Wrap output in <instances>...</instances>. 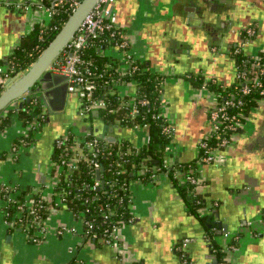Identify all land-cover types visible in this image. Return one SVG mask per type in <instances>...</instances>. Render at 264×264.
<instances>
[{
	"label": "crops",
	"instance_id": "0c3cea01",
	"mask_svg": "<svg viewBox=\"0 0 264 264\" xmlns=\"http://www.w3.org/2000/svg\"><path fill=\"white\" fill-rule=\"evenodd\" d=\"M4 1L0 0L2 61L40 25L43 17L40 11L16 10ZM180 1L115 0L113 4L132 53L146 61L150 71L166 76L165 113L173 128L170 149L176 179L160 174L152 182L139 178L131 181L134 220L120 227L115 246L85 238L82 224L68 210L50 214L47 234L33 241L22 228L6 223V201L0 193V264H214L217 257L210 242L214 240L222 246L234 233L242 237L239 249L228 253L231 264H264V102L250 111L246 128L230 146L217 152L213 163L201 164V143L210 133L208 112L213 100L209 92L186 76L212 78L231 87L236 79V65L227 51L239 41L235 31L258 23V34L247 44L246 53L264 47V0H227L217 11L203 7L185 10L193 5L189 0L185 4ZM210 32L221 47L217 53H210ZM111 55L119 57L118 53ZM134 90L133 86L122 88L124 95ZM68 99L73 105L66 108ZM79 109L77 96L67 93L65 108L54 112L56 117L48 114L41 132L32 144L21 147L17 157L11 153L12 145L18 139L20 144L28 129L14 115L11 124L0 127V182L51 191L56 180V139L69 129L83 134L96 121L101 124L94 127L107 128V132L108 126L115 124L117 139L127 141L131 147L139 148L148 142L149 132L144 127L108 124L95 116L88 120ZM47 111L50 112L46 108ZM85 120L91 123L81 122ZM192 163H197L199 170L197 192L205 195L208 207L217 203L211 213L201 210L210 214L213 234L209 231L211 225L206 226L190 210L188 200L193 196L189 191L184 195L178 186L185 183L186 174L180 165ZM246 221L256 223L251 228ZM218 222L224 225L222 229ZM61 228L67 230L60 234ZM185 239L190 240L184 249L188 263L174 249Z\"/></svg>",
	"mask_w": 264,
	"mask_h": 264
},
{
	"label": "built area",
	"instance_id": "2783aa9c",
	"mask_svg": "<svg viewBox=\"0 0 264 264\" xmlns=\"http://www.w3.org/2000/svg\"><path fill=\"white\" fill-rule=\"evenodd\" d=\"M45 3L43 0H5L8 7L16 10L30 11L35 9L42 13L40 21V36L44 40V34L48 28L59 31L61 26H50L54 14V5L57 3H68V10L70 14L80 5L82 0H48ZM115 0H98L91 11L86 15L81 25L77 29L73 38L70 40L64 52L52 63L49 70L54 73H59L66 76L68 84V93L75 94L80 102V115L91 119L94 116L99 119H104L101 114L102 110H108L110 114H117L120 110H126L120 117L116 118V123L124 125L127 121H134L139 114L140 108H147L148 111L153 109L151 117L153 119H162L164 126L163 133L170 137V141L165 148V158L163 160L164 169L157 171L152 170L148 176L147 182L156 181L160 174L169 175L168 168L173 165L171 161V133L172 124L165 113L166 101L164 99V86L166 76L159 71L163 76L158 81V89L160 91V101L157 103L147 96H142V92L137 89V79L134 74L141 68L138 62H141L131 51V44L125 36L121 27L117 22V13L114 10L113 4ZM258 23L250 25L246 31V39L242 42L241 46L236 48L233 52L235 56L243 53L247 56L241 60L236 61V79L233 87L223 86L224 92L217 93L210 89L207 85L201 87L209 92L212 96V104L210 105L208 118L210 122V133L208 137L202 141V153L199 156L201 164H210L217 159V152L230 146L235 140V136L246 128V123L249 121V113L264 102V61L263 52L264 47L254 53L242 52V48L247 46L252 39L258 34ZM107 47V54L111 57V53H118L120 60L117 65L114 61L99 66L93 56L87 57L86 54L89 50L95 49L96 51L104 50ZM12 62L11 58L7 57L4 61L0 62V85L6 87L10 80H15L24 71H9V65ZM142 70V69H141ZM152 72H154L152 70ZM155 73V72H154ZM217 82L216 79H209ZM102 84L109 85L111 88L108 95L102 96L98 93ZM126 86H133L135 90L130 94H123L122 88ZM254 93H258L259 97L256 99V105L245 111L246 101L245 97L252 98ZM29 99V102L40 103L46 111L47 103L44 96V90H38L35 87L24 93L21 97L16 99L14 103L10 104L9 111L14 112V116H18L19 107L16 105L18 100ZM116 99L119 106L112 107L111 100ZM158 99V98H157ZM123 108V109H122ZM97 111L98 115L93 112ZM2 115L0 114V118ZM41 119H44L41 115ZM27 136L32 131L33 139L41 132V123L39 118L34 117L31 120H26ZM125 126V125H124ZM129 126V125H127ZM132 126H140L145 129L148 128L147 124L136 123ZM130 126V127H132ZM74 134L76 141L72 144L69 143V136ZM26 136V137H27ZM22 138L20 144H14L11 148V153L17 157L21 147L28 146L33 143L27 138ZM150 139V136H149ZM148 139V142H149ZM118 142V141H117ZM116 142V143H117ZM89 130L83 134H77L72 129L67 130L62 136L56 139L55 151H58V163H54V174L56 180L52 190L43 187H33L31 191L27 192L23 200H17V196L21 193L24 187H20L13 183L0 182V193L6 201L4 207V216L6 223L12 228H22V230L32 238L33 241H39L48 232L47 218L50 214L59 210H68L71 214L82 224L83 235L87 239L96 240L99 233L96 230L95 217L92 215L87 216L90 208L75 210L69 207L70 196L81 198L82 191L85 189L100 190L102 187L101 169L102 164L98 160L100 155L112 156L113 145ZM89 149V153L85 149ZM119 152L123 154L120 149ZM55 153V152H54ZM84 162L90 167L89 173L95 176V180L89 183L87 181L73 180V174L77 171L79 163ZM124 159L122 157L113 159L108 164V171L115 175L114 181H109L110 185L118 180L125 169H123ZM176 168V167H175ZM100 171L98 175L97 172ZM149 171L146 164H142L138 170L139 174L145 175ZM64 174L69 187L61 186L60 192H55V187L61 181V175ZM99 176V177H98ZM139 178V177H138ZM143 181V178H139ZM185 183L190 184L189 192L194 197L198 194V185L200 184V176L187 175L184 177ZM123 191H128L127 203L130 211L134 201V196L130 191V186L127 182L121 183ZM97 193L84 197L86 203H91L93 200L98 199ZM125 199L121 197V201ZM51 202L49 205L46 202ZM16 202V205L14 203ZM217 203H211L210 206L199 208L200 215H205L201 210L206 209L211 213L212 207ZM45 212L48 215H45ZM110 215L106 214L103 222L108 224L103 234L104 243L107 245L115 246L119 242L118 231L120 227L125 224L133 222L134 217L131 215L128 222L121 225L112 223ZM253 221H246V226L254 225ZM67 230V229H65ZM61 228L58 233L62 234L65 231ZM225 236L229 234L226 232ZM240 233H234L229 239L230 241L217 246L211 244L212 251L217 257V264H231L228 253L237 251L241 241ZM210 240V238H208ZM212 240V237H211ZM189 239H185L181 244L177 245L174 249L180 254V259L184 263H188V255L185 248L189 243ZM132 264H139L134 262Z\"/></svg>",
	"mask_w": 264,
	"mask_h": 264
},
{
	"label": "trees",
	"instance_id": "16d2710c",
	"mask_svg": "<svg viewBox=\"0 0 264 264\" xmlns=\"http://www.w3.org/2000/svg\"><path fill=\"white\" fill-rule=\"evenodd\" d=\"M34 1V0H32ZM45 3H49L48 0H43ZM70 10H68V3H57L54 5V14L51 21V27L58 25H63L67 19L70 16ZM58 33V31H55L53 29L48 28L45 32L44 40L41 39L40 34V27L35 26V28L26 35L21 43L13 49V52L9 54V58H11L12 62L9 65V71L13 70L15 71H24L26 70L40 55V53L43 51L44 48L48 46V44L52 41V39L55 37V35ZM107 47L103 50L96 51L95 49L89 50L86 54L87 57L93 56L96 59V62L99 66H103L106 63H109L110 61H114L117 65L120 63L119 59H116L115 57H111L107 54ZM264 54V52H263ZM245 54L240 53L236 56V61L241 60L244 58ZM2 60H0L1 62ZM263 61H264V55H263ZM140 69L137 73L134 74V77L137 79V89H139L142 92V96H147L153 102L157 100L158 103L160 101V91L158 89V81L163 76L160 73H154L149 70L148 65L146 64V61L138 62ZM193 83L197 86L207 85L210 89L216 91L217 93L224 92L225 90L223 87L217 83L213 82L209 79L202 78H193ZM234 86V85H233ZM231 86V87H233ZM5 89L2 85H0V94ZM111 88L109 85L102 84L101 87L98 90V93L102 96L108 95L110 93ZM259 97L258 93H254L252 98L247 96L244 98L246 101L245 111L249 112V109L256 105V99ZM158 98V99H157ZM111 106L117 107L119 106V102L116 99L111 100ZM123 109V108H122ZM126 110H120L117 114H110L108 113V110H102L101 114L104 115L105 122L110 123H116V118L120 117L123 113H125ZM153 112L152 110H149L147 108H140L139 114L137 115L136 120L126 122L124 125L132 126L136 123L141 124H147L148 132H149V142H147L145 145L139 148L131 147L130 144L125 141H118L113 145V154L112 156L107 155H100L98 157V160L102 164L101 169V183L102 187L100 190H91L85 189L82 191L81 198L70 196L69 201V207L75 210L79 209H85L90 208V212L87 213V216H94L95 217V225L96 230L99 233V237L96 239V241L103 242V234L105 229L108 227V224L103 222V218L106 214L110 215V221L115 224H123L128 222V218L132 215L129 205L127 203V194L128 191H123L121 188L122 182H127V184L130 186V183L135 178H143V181H148V176L151 174L152 170L155 169L157 171H161L164 169L163 166V160L165 158V148L168 142L170 141V137L166 136L163 133V126L164 121L162 119H153L151 117ZM12 114L14 112L11 110L8 112L6 116H2L0 118V127L5 128L7 125L12 123ZM41 115H43L44 119H41ZM18 116L21 118L24 125L27 123V119L31 120L34 117H38L39 121L41 123V126L48 121V112L44 111V108L41 106L40 103L36 104L33 102H26L22 108H19L18 110ZM41 127V129H42ZM27 139L30 141H33V133L32 131L29 132V135L27 136ZM76 141V136L74 134L69 136V143H74ZM19 139L14 143L18 144ZM120 151L123 153L121 154ZM86 152L89 153V149H85ZM58 151H55L53 154V160L58 163ZM122 157L124 159L123 163V169H125V172H123L120 176H118V180L114 182V184L110 185L109 181H114L115 175H113L110 171H108V164L116 158ZM142 164H146L149 167V171L145 175L139 174L138 170L141 168ZM181 169L186 172L187 175H197L198 173V165L197 163L192 164H181ZM90 167L85 164L84 162L79 163V167L77 171L73 174V180H80V181H87L89 183L93 182L95 180V176H91L89 173ZM168 173L172 178H175L174 176L176 174V169L174 166H171L168 168ZM176 179V178H175ZM177 181V180H175ZM178 183V182H177ZM69 181L66 180L65 175H61V181L59 184L55 187V192H60L61 186L69 187L68 185ZM178 186L182 190V193L184 195L187 194L189 188L191 187L188 182L179 184ZM32 186H26L23 188L21 193L17 196V200L21 201L25 198L27 192L32 190ZM92 193H97L98 199L93 200L91 203H86L84 201V197H87L91 195ZM124 196L125 199L121 201V197ZM189 202V207L192 213L199 216L200 219L206 224V226L209 225V216L210 214L200 215L199 208L208 206L207 199L204 194L198 193L194 197H192ZM49 205H51V202H46ZM16 205V202L14 203ZM45 215L47 216L48 213L45 212ZM212 226L209 227V231L211 234L212 232ZM23 228V227H22ZM212 243L216 245L215 241L212 240ZM210 242V244H212ZM70 264H74V261H72Z\"/></svg>",
	"mask_w": 264,
	"mask_h": 264
},
{
	"label": "water",
	"instance_id": "95a60500",
	"mask_svg": "<svg viewBox=\"0 0 264 264\" xmlns=\"http://www.w3.org/2000/svg\"><path fill=\"white\" fill-rule=\"evenodd\" d=\"M98 0H82L80 5L70 14L67 21L63 24L61 29L48 44L46 48L40 53L37 59L15 80H10L5 89L0 94V114L6 116L8 114V108L10 104L14 103L16 99L21 97L27 91L32 90L34 87L38 90H44V96L47 103V109L52 112H59L65 108L67 100V82L66 76L54 73L49 70L52 63L64 52L70 40L73 38L77 29L81 25L86 15L91 11ZM187 0L180 1L181 4H185ZM193 5L191 8H206L208 10H219L223 4H227V0H189ZM194 7V8H193ZM29 102V99H20L16 103L19 108ZM94 115H98L97 111L93 112ZM103 121V119H102ZM117 126L110 124L107 128L103 129L100 126H89L88 130L94 134L103 137L105 141L109 143H116L119 141L118 137L114 133ZM100 174V171L97 172ZM99 177V176H98ZM218 218V215H216ZM211 218H209V223ZM211 224H209L210 226ZM219 229L224 226L222 222H218ZM249 225L248 227H253ZM225 232V230L223 231ZM217 263V258L214 259V264Z\"/></svg>",
	"mask_w": 264,
	"mask_h": 264
},
{
	"label": "flooded vegetation",
	"instance_id": "af4514ba",
	"mask_svg": "<svg viewBox=\"0 0 264 264\" xmlns=\"http://www.w3.org/2000/svg\"><path fill=\"white\" fill-rule=\"evenodd\" d=\"M208 24V22H206ZM213 24V23H212ZM209 25H211V22H209ZM250 25L248 26H245L243 28H240L239 30H236L235 33L237 34L238 38H239V41L236 42L235 44L233 45H230V47L228 48V51L227 53H229L232 58L235 60V65H236V56L233 54L234 50L238 47L241 46L242 42L246 39V34H245V31L246 29L249 27ZM208 37L210 39V53H217L218 50L221 48L216 42L217 41H214V34L210 32V34L208 33ZM246 46L242 48V52H246ZM186 76H188L189 78H197L196 75L194 74H187ZM212 79V78H211ZM217 83H219L220 85H223L225 86L224 84H222L221 82H219L217 80Z\"/></svg>",
	"mask_w": 264,
	"mask_h": 264
},
{
	"label": "rangeland",
	"instance_id": "374dc122",
	"mask_svg": "<svg viewBox=\"0 0 264 264\" xmlns=\"http://www.w3.org/2000/svg\"><path fill=\"white\" fill-rule=\"evenodd\" d=\"M255 52H257V51H255ZM70 99H71V97H70ZM71 105H73V103L71 102V100L68 99V102H67V106H66V108H69ZM10 109H11V107L8 108V110H10ZM47 112H48V111H47ZM50 113H51V114H50ZM48 114H50V116H55V117H56V114H57V113H54V112L50 111V112H48ZM12 116H13V114H12ZM78 118L80 119V115H78ZM88 120H89V119H88ZM88 120L81 121V122H83V123H91V122L88 121ZM96 124H97V125H100V124H101V121H99V122L96 121V123H93L94 126H96Z\"/></svg>",
	"mask_w": 264,
	"mask_h": 264
}]
</instances>
